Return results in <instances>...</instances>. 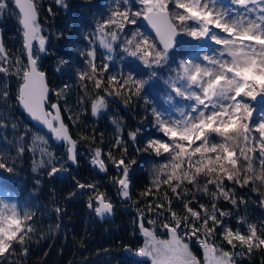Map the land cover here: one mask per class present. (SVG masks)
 I'll return each mask as SVG.
<instances>
[{"label": "snow or ice", "instance_id": "obj_1", "mask_svg": "<svg viewBox=\"0 0 264 264\" xmlns=\"http://www.w3.org/2000/svg\"><path fill=\"white\" fill-rule=\"evenodd\" d=\"M10 2L18 10L26 59L13 60L0 40V79L15 77L18 81L16 104L49 134L48 139L36 135L32 144L42 146V156L48 157L47 160L42 158L38 167L51 164L48 175L54 176L67 169L57 166L48 143L55 140L66 145V160L75 163L77 141L64 123L59 104L50 103L47 75L34 54L35 42H38L39 53L46 51L47 42L38 23L35 0H0V16L9 9ZM55 3L63 5V0H55ZM135 3L140 5L138 10H133L130 0H115L107 19L97 24L95 35L85 37L90 47L81 55L87 70L78 72L80 81L90 82L106 95L126 94L127 104L133 96L141 97L146 88L155 87V81L161 76L156 69L169 66L170 62L176 65L172 74L164 79L168 90L166 103L174 114H169L168 108L153 107L154 128L162 137L149 138L142 148L136 149L156 157L165 156V161L153 169L151 186L141 193L144 197L152 196L155 201L154 204L149 202L145 210H138L142 244L135 249L129 247L127 251L141 258L139 264L144 261L150 264H236L237 256H250L254 249L264 250V222L258 227L240 218L238 223L247 225L246 233L228 227L222 218L231 213L219 209L216 201L222 198L234 208L247 203L243 196L237 199L235 189L225 184L228 181L241 188L252 184V191L262 195L259 203L264 207V115L258 121L253 120L257 108L264 113V0H135ZM48 11L51 12V8ZM138 18L146 22L154 36L136 30L126 36L119 47L139 64L130 66L127 75H108L105 79L109 63L97 65V50L91 46L93 41L98 40L103 49V61H112L120 34L128 25H136ZM181 36L198 42L194 45V49L201 50L197 56L181 52L184 58L176 59L174 50L178 49ZM83 87L86 90L87 85ZM55 95L63 97L65 91H57ZM10 99L11 93L4 81L0 85V119ZM105 107V96L97 95L92 99L94 116ZM113 123L119 133L118 121L113 120ZM138 131L128 133L133 143ZM126 144L123 137L117 135L114 147L120 148L122 154L117 159L109 152L108 157L120 172L114 178L119 193L130 199L129 166L135 164V160H127ZM25 150L21 143L19 154ZM101 155V150H95L92 163L106 171ZM0 169L13 171L2 159ZM77 186L95 191L94 196H89L88 207L97 216L103 218L112 214L113 204L94 184L78 183ZM163 186L181 202L183 214L173 208L168 191L161 194ZM193 192L210 197L212 203L192 207L197 203ZM55 211L60 213L61 209ZM145 212L154 213L155 218L147 220L153 227L145 226ZM33 216L29 211L21 213L17 204L0 199V264H10L8 258L18 252L20 256L27 255L25 245L34 232L30 223ZM161 217L159 227L165 230L166 238H161L155 227ZM217 229L221 231L217 233ZM192 238L202 249V260L191 250Z\"/></svg>", "mask_w": 264, "mask_h": 264}, {"label": "trees", "instance_id": "obj_2", "mask_svg": "<svg viewBox=\"0 0 264 264\" xmlns=\"http://www.w3.org/2000/svg\"><path fill=\"white\" fill-rule=\"evenodd\" d=\"M35 3L40 17L38 23L47 42L44 53L38 52L39 46L36 43L34 54L39 57L38 65L47 75L52 91L50 103L59 104L61 115L69 127L71 136L78 143L80 154L78 167H71L66 160L64 148L55 145L51 140L48 144L59 158L57 166L62 165L67 171L62 170L54 176H49L51 164L38 167L39 146H33L32 140L36 135L48 139L49 134L35 128L16 104L18 81L15 77L0 79V85L7 81L8 91L11 93L8 109L4 112L3 119H0V159L13 169L12 172L0 169V189L14 198L21 213L29 211L34 214L30 221L34 232L25 245L28 249L27 255L20 256L18 252L8 260L10 264H139L141 259L130 254L127 249H135L142 244L138 210H145L149 202L154 204L155 201L152 196L144 197L141 193L151 186L153 169L165 161V156L156 157L136 149L142 148L149 138L162 137L154 128L151 109L157 107L162 110L168 91L164 79L172 74L176 65L170 62L169 66L156 69L161 76L155 81V87L146 88L141 97L133 96L131 102L126 104V94L106 95L103 89L96 90L90 82L78 79V72L87 70L81 55V52H86L90 47L85 37L95 35L97 24L107 19L115 7V0H63V5H57L55 0H35ZM130 6L133 10L140 8L135 0H130ZM49 8L51 12L48 11ZM139 25L138 18L136 25H128L120 34V40L116 44L119 51V45L133 31L141 30L153 36L142 30ZM0 34L9 57L13 60L17 57L26 59L22 48L18 12L11 2L9 9L0 16ZM179 42L178 49L174 50L177 60L184 58L181 52L195 57L200 51L198 48L194 49L197 42L190 37L181 36ZM91 46L97 50L98 66L102 62L109 63L108 71L104 73L105 79L108 75H127L130 66L139 64V61L123 52L117 60L103 61V50L99 44ZM118 54L116 48L114 55ZM85 84L86 90L83 87ZM60 90H64L65 95L58 98L55 92ZM97 95L105 96L106 107L94 116L91 103ZM262 115L264 113L257 108L253 120L258 121ZM113 120L119 123V133ZM137 129V139L133 143L128 139V133ZM117 135L127 142V160H135V164L129 166L130 199H124L119 193L114 178L118 177L120 172L108 157L109 152L117 159L122 154L120 148L114 147ZM21 143L26 149L22 155L18 152ZM97 149L101 150V159L105 162L106 171L100 170L92 163L94 151ZM255 163L259 172L258 160ZM34 167L36 171H33ZM78 183L94 184L96 190L104 193L114 206L112 216L104 220L98 219L96 213L88 207L89 196H94L95 191L79 189ZM225 184L235 189L237 199L243 196L247 201L239 208H234L222 198L216 201L219 209L231 213V216L222 218L225 224L246 233L247 225L238 223L240 218H245L259 227L264 222V207L259 203L262 195L252 191V184L243 188L228 181H225ZM256 184L259 185V182ZM165 191L172 196L167 186L160 190L161 194ZM193 194L197 197V203L192 205L194 208L199 204L212 203L210 197L196 192ZM172 200L173 208L183 214L181 202L174 196ZM56 208H60L61 212L57 213ZM149 218H155L154 213L145 212V224ZM162 220L163 217L157 219L156 229H161L159 224ZM220 231L221 229H217V233ZM219 242L217 236V243ZM191 249L197 253L200 250L195 246H191ZM236 251L239 252L240 249L237 248ZM236 258L240 264H264V250L254 249L250 256L245 254ZM144 264H150V261H144Z\"/></svg>", "mask_w": 264, "mask_h": 264}, {"label": "rangeland", "instance_id": "obj_3", "mask_svg": "<svg viewBox=\"0 0 264 264\" xmlns=\"http://www.w3.org/2000/svg\"><path fill=\"white\" fill-rule=\"evenodd\" d=\"M140 26V25H139ZM179 39H181V37H178V40ZM36 43H38V42H35L34 43V45L36 44ZM198 43V42H197ZM196 43V44H197ZM93 44H99V42H98V40H94V42H93ZM195 44V45H196ZM116 47V46H115ZM117 48V51L119 52V54H118V56H116V55H114L113 56V59L115 60H117L118 58H119V56H122V53H121V51H119V49H118V46L116 47ZM199 49V48H198ZM103 50V49H102ZM201 51V50H200ZM200 51L198 52V54L200 53ZM115 54V53H114ZM198 54H196V56L198 55ZM106 102V101H105ZM164 105H163V107H162V110H164L165 108H168L169 109V114H174L173 112H172V110H171V108L169 107V105L166 103V97L164 98ZM182 103H187V102H182ZM37 146H39V151H38V153H39V157H38V162L43 158L44 160H47L48 159V157L47 156H42V153H41V147L42 146H40V145H37ZM47 148H48V150L50 151V152H52V153H54L53 152V150L51 149V147L49 146V144L47 145ZM59 160V158H58V156H56L55 155V162H57ZM122 196V195H121ZM123 197V196H122ZM124 198V197H123ZM0 199H2V200H5L6 202H8L9 204H11V203H15V204H17L16 203V201L15 200H13V198L12 197H10L7 193H5L4 191H2L1 189H0ZM125 199V198H124ZM97 216V215H96ZM112 216V214H110V215H105L103 218H101V217H99V216H97V218L98 219H100V220H104V219H107V218H109V217H111ZM145 226L146 227H153L152 225H148V224H145ZM156 231H157V234L161 237V238H166V235H165V230H162V229H156ZM189 243H190V247L191 246H195V247H199L200 248V246H199V244H198V242L196 241V239L195 238H192L191 239V241H189ZM192 250V249H191ZM193 251V250H192ZM199 252L197 253V252H195V251H193V253L198 257V258H200L201 260L203 259V255H202V249L200 248V250H198ZM199 253H201V254H199ZM138 258V257H137ZM138 259H141V258H138ZM236 264H240L239 263V259L238 258H236Z\"/></svg>", "mask_w": 264, "mask_h": 264}, {"label": "water", "instance_id": "obj_4", "mask_svg": "<svg viewBox=\"0 0 264 264\" xmlns=\"http://www.w3.org/2000/svg\"><path fill=\"white\" fill-rule=\"evenodd\" d=\"M17 12H18V10H17ZM39 19H40V17H39V14H38V21H39ZM140 28L142 29V30H144V31H147V32H149L150 34H152L153 36H154V33L151 31V29L147 26V24H146V22L145 21H143L142 19H140ZM0 40H2V38H1V34H0ZM3 43V42H2ZM47 84H48V81H47ZM48 87H49V89L51 90V88H50V86H49V84H48ZM52 92V91H51ZM51 92H50V96H51ZM20 108V107H19ZM20 110L22 111V113L26 116V118H27V120L35 127V128H37V129H40V130H43L44 132H46L47 133V131L41 126V125H39L38 123H35V122H33L28 116H27V114L23 111V109L22 108H20ZM63 118V117H62ZM64 120V119H63ZM65 123V122H64ZM70 132V131H69ZM48 134V133H47ZM53 142H54V144L55 145H57V146H59V147H63L64 148V150H65V153H67V146L66 145H64L63 143H61V142H57V141H55V140H53ZM75 152H76V162L75 163H72V162H69L68 161V163H69V165L71 166V167H78V158H79V150H78V143H77V145H76V149H75Z\"/></svg>", "mask_w": 264, "mask_h": 264}]
</instances>
